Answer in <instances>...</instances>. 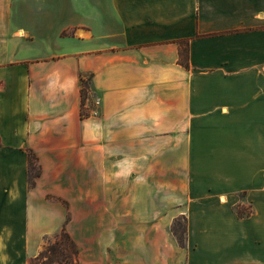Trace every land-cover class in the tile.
I'll return each instance as SVG.
<instances>
[{
    "label": "crops",
    "instance_id": "obj_1",
    "mask_svg": "<svg viewBox=\"0 0 264 264\" xmlns=\"http://www.w3.org/2000/svg\"><path fill=\"white\" fill-rule=\"evenodd\" d=\"M68 212L84 264H264V0H0V264Z\"/></svg>",
    "mask_w": 264,
    "mask_h": 264
},
{
    "label": "trees",
    "instance_id": "obj_2",
    "mask_svg": "<svg viewBox=\"0 0 264 264\" xmlns=\"http://www.w3.org/2000/svg\"><path fill=\"white\" fill-rule=\"evenodd\" d=\"M180 63L185 67H189L188 50L187 47L183 46L180 49ZM81 96H82V115H85L84 105L89 95L90 90V78H81ZM28 174H29V185L34 188L37 184L38 178L42 174V165L36 153L29 149L28 150ZM68 208V202L62 200ZM241 212V209H239ZM70 220V213L68 212L67 219L61 230L50 239L49 236L45 238L46 243L44 248L39 254L31 258V264H80L81 249L78 242L71 235L67 229V223ZM177 220L173 224L171 230L176 236L181 245L185 243L186 226L179 232L177 228Z\"/></svg>",
    "mask_w": 264,
    "mask_h": 264
},
{
    "label": "rangeland",
    "instance_id": "obj_3",
    "mask_svg": "<svg viewBox=\"0 0 264 264\" xmlns=\"http://www.w3.org/2000/svg\"><path fill=\"white\" fill-rule=\"evenodd\" d=\"M182 167L180 161L173 162V165L171 167V170L169 171V166H167V171H165L164 165L158 167L157 171V177L153 178L151 177V191L144 193V190L141 193L134 194L135 197H140L141 200L144 199H156L157 201H173L174 203H177L179 201H182L184 199V191L182 187ZM155 180V182H154ZM130 184H132V178L129 180ZM148 180H145L142 182V184H147ZM156 184V185H155ZM153 185L156 186V189L154 191ZM133 194H130V198L132 199ZM128 198V195H126V200ZM129 199V198H128ZM138 199V198H137ZM176 221V220H175ZM174 221V223H175ZM173 223V224H174ZM177 228L179 232H182V230L186 226L187 230V224H186V218L184 215L180 216L177 219ZM173 226V225H172ZM77 229L80 226H76ZM82 227V233H84ZM81 240L78 241L80 249H81V256H80V263L84 264L85 259V236L84 234H81ZM50 239H53V236H49ZM46 242V240H45Z\"/></svg>",
    "mask_w": 264,
    "mask_h": 264
}]
</instances>
